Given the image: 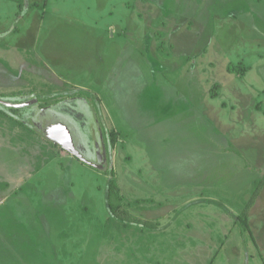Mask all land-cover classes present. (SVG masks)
<instances>
[{"label":"rangeland","instance_id":"obj_1","mask_svg":"<svg viewBox=\"0 0 264 264\" xmlns=\"http://www.w3.org/2000/svg\"><path fill=\"white\" fill-rule=\"evenodd\" d=\"M2 7L0 264H264V0Z\"/></svg>","mask_w":264,"mask_h":264},{"label":"crops","instance_id":"obj_2","mask_svg":"<svg viewBox=\"0 0 264 264\" xmlns=\"http://www.w3.org/2000/svg\"><path fill=\"white\" fill-rule=\"evenodd\" d=\"M7 1H10V2H12L13 0H7ZM7 1L6 0H0V7H1V4L2 3H7ZM259 1H261V0H259ZM35 4H37V1H35L34 2ZM241 7H246L247 9H248V11L249 12H251V13H253V14H255V13H257V11L256 10H253L254 9V5L253 4H248V5H241ZM2 9H3V7L0 9V11H2ZM251 10V11H250ZM254 11V12H253ZM243 14V13H242ZM41 20H40V23H42L43 22V19L44 18H40ZM13 28H14V26H13ZM12 29V28H11ZM60 127H62V126H59V128ZM241 152V151H240ZM242 167H244L243 166V164L241 165ZM262 179V178H261ZM256 178H255V183H256ZM253 181V182H254ZM252 205H253V207H252ZM251 206H249L250 208H248V211H247V213H248V223H250L251 225H252V228L256 231V230H258L259 231V233L261 234V232L260 231H263L264 230V208L263 209H260L258 206H255V201L253 202V204H252ZM246 209V208H245ZM250 213H251V215H250ZM249 229V228H248ZM250 232V231H249ZM256 237V236H255ZM263 239V238H262ZM252 242V244L254 243V246L255 247H257L258 249H260V244H262L263 246H264V242L262 243V242H259V238H258V241H257V237L254 239V241L252 240L251 241ZM261 245V246H262ZM262 246V247H263ZM263 263H264V261H262Z\"/></svg>","mask_w":264,"mask_h":264},{"label":"trees","instance_id":"obj_3","mask_svg":"<svg viewBox=\"0 0 264 264\" xmlns=\"http://www.w3.org/2000/svg\"><path fill=\"white\" fill-rule=\"evenodd\" d=\"M263 180H264V178L257 179L256 182L257 181L263 182ZM115 188H116V184L115 183H111L110 184V190L113 191V189H115ZM110 207L113 208V204L112 203L110 204ZM236 222H238L239 225H242V232H245L246 230H248L249 225H248V217H247L246 214H243L241 216L238 215V218L236 219ZM143 224L146 227H148V228H154V226H155L152 221H145ZM215 257H216V255H214V259H215ZM209 264H213V261L209 262Z\"/></svg>","mask_w":264,"mask_h":264},{"label":"water","instance_id":"obj_4","mask_svg":"<svg viewBox=\"0 0 264 264\" xmlns=\"http://www.w3.org/2000/svg\"><path fill=\"white\" fill-rule=\"evenodd\" d=\"M58 131L62 132V135L60 136L61 139L58 138V140L61 141L64 144L67 143V146L70 147L69 139L72 140V137L70 135V131L68 130V128L63 126V127H60Z\"/></svg>","mask_w":264,"mask_h":264},{"label":"flooded vegetation","instance_id":"obj_5","mask_svg":"<svg viewBox=\"0 0 264 264\" xmlns=\"http://www.w3.org/2000/svg\"><path fill=\"white\" fill-rule=\"evenodd\" d=\"M50 121H51L52 123H54V122H53L54 119H52V120H50ZM49 125H50V124H49ZM51 125H52V124H51ZM59 126H62V127H63L64 125L62 124V122H57V123H55V124L53 125V127H57V128H58ZM53 127H52V128H53ZM64 127H65V126H64ZM61 135H62V134H60V133H59V134H55V136H56L57 139H58V138L61 139V137H60ZM72 136H73V139L75 140L76 138H75V136H74V133H73ZM74 143H75V144H74ZM74 143H73V146H72V147H73V148H77V147H76V144H77L76 140H75Z\"/></svg>","mask_w":264,"mask_h":264}]
</instances>
